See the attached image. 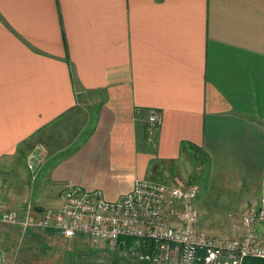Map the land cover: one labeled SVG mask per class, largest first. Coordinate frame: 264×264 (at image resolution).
<instances>
[{"label": "crops", "instance_id": "1", "mask_svg": "<svg viewBox=\"0 0 264 264\" xmlns=\"http://www.w3.org/2000/svg\"><path fill=\"white\" fill-rule=\"evenodd\" d=\"M18 150L35 210L67 183L115 200L138 179L197 184V211L255 207L264 0H0V165Z\"/></svg>", "mask_w": 264, "mask_h": 264}, {"label": "built area", "instance_id": "2", "mask_svg": "<svg viewBox=\"0 0 264 264\" xmlns=\"http://www.w3.org/2000/svg\"><path fill=\"white\" fill-rule=\"evenodd\" d=\"M160 119L158 112H149V134ZM197 194L196 185L138 179L127 193L107 200L99 190L67 183L59 192L58 208L35 210L29 203L13 208L0 200V224L22 235L37 229L66 238L83 235L100 249L131 237L146 248L139 255L145 264H239L244 255L264 256V174L258 204L241 216L240 237L201 232Z\"/></svg>", "mask_w": 264, "mask_h": 264}, {"label": "rangeland", "instance_id": "3", "mask_svg": "<svg viewBox=\"0 0 264 264\" xmlns=\"http://www.w3.org/2000/svg\"><path fill=\"white\" fill-rule=\"evenodd\" d=\"M37 148L36 146L34 149ZM31 150V148H30ZM29 150V151H30ZM15 156V157H14ZM15 162L10 163L13 168H5V163L0 165V200L16 208L15 205L27 202L35 203L33 196L25 192V183L22 178L24 169H27L31 181L37 175L34 169H29L23 153L18 150L14 154ZM24 158V162H23ZM197 165L190 163L184 167L181 173L183 180L190 183L195 171L198 173L208 170L206 164L199 159ZM25 163V164H24ZM32 171V172H31ZM32 179H34L32 181ZM199 178H194L197 183ZM195 184V183H194ZM198 189L199 186L195 184ZM35 189V187H34ZM209 195H206L208 197ZM219 197L216 196V199ZM213 199H209V201ZM208 201V202H209ZM195 206L197 200L194 202ZM220 204L208 205L206 209L199 212L202 219L200 229H205L207 233L215 235L230 236L239 229V221L245 211L225 210ZM200 220V219H199ZM202 227V228H201ZM124 241L119 242L114 247L98 248L96 243L83 235L73 238H66L51 230H29L23 235L6 225L0 224V252L6 264H135L140 263L139 255L142 246L139 240L131 237H124ZM129 242V243H127Z\"/></svg>", "mask_w": 264, "mask_h": 264}, {"label": "water", "instance_id": "4", "mask_svg": "<svg viewBox=\"0 0 264 264\" xmlns=\"http://www.w3.org/2000/svg\"><path fill=\"white\" fill-rule=\"evenodd\" d=\"M0 264H6L0 252ZM239 264H264V256L244 255Z\"/></svg>", "mask_w": 264, "mask_h": 264}, {"label": "trees", "instance_id": "5", "mask_svg": "<svg viewBox=\"0 0 264 264\" xmlns=\"http://www.w3.org/2000/svg\"><path fill=\"white\" fill-rule=\"evenodd\" d=\"M127 243H129V242H127ZM142 244V243H141ZM140 249V251H145V247L143 246V244H142V246L139 248Z\"/></svg>", "mask_w": 264, "mask_h": 264}]
</instances>
